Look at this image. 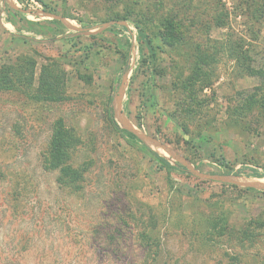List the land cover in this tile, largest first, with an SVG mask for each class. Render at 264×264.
<instances>
[{
	"label": "rangeland",
	"instance_id": "374dc122",
	"mask_svg": "<svg viewBox=\"0 0 264 264\" xmlns=\"http://www.w3.org/2000/svg\"><path fill=\"white\" fill-rule=\"evenodd\" d=\"M229 33L264 64V0H0V66L65 70L60 102L0 90V264H264V220L248 225L264 218V123L233 113L258 78L221 48ZM198 45L217 50L213 81L184 87ZM58 119L78 190L45 166Z\"/></svg>",
	"mask_w": 264,
	"mask_h": 264
},
{
	"label": "trees",
	"instance_id": "16d2710c",
	"mask_svg": "<svg viewBox=\"0 0 264 264\" xmlns=\"http://www.w3.org/2000/svg\"><path fill=\"white\" fill-rule=\"evenodd\" d=\"M217 26L224 25L223 20L216 21ZM124 28V26H121ZM147 49L153 54V46L146 34L141 33ZM168 40H178L175 31H171L164 36ZM226 42L221 44V48L229 55L240 67L242 74L256 76L258 84L251 90L240 96L239 104L233 108V113L237 117L250 113L255 110L260 121L264 123V64L253 66L252 59L248 54L241 38L236 34H227ZM216 51H209L199 45L192 51V63L185 78L181 79L184 87L189 84L193 86L200 84L201 88L212 84L213 67L212 63L216 60ZM36 61L33 58H24L22 63H11L0 66V90L19 91L29 99L35 102L55 103L65 99V70L55 60H50L41 64L39 73H35ZM239 94H243V91ZM108 119L111 121L114 129L128 141L141 142V140L131 131L118 126L111 107V99L107 108ZM184 134L182 127L179 126ZM142 143V142H141ZM74 144V136L68 130L62 119L54 121L51 136L49 139V148L45 158V166L57 171L56 181L60 186L68 187L72 190H78L83 179L82 170L72 165L70 162V148ZM145 147V146H143ZM146 148V147H145ZM150 155L157 159L162 167L168 172L170 168L185 171L183 166H172L163 156L154 150L147 148ZM239 171L234 172L238 175ZM264 176V175H263ZM261 216L253 217L248 225L262 224ZM264 226V223H263ZM243 231H247L243 229ZM219 234L223 230H218ZM146 237V236H142ZM149 239V238H148Z\"/></svg>",
	"mask_w": 264,
	"mask_h": 264
},
{
	"label": "water",
	"instance_id": "95a60500",
	"mask_svg": "<svg viewBox=\"0 0 264 264\" xmlns=\"http://www.w3.org/2000/svg\"><path fill=\"white\" fill-rule=\"evenodd\" d=\"M125 129H127V130L131 131V132H132V133H134V134H135L137 137H139V136H138V134H137V133H135V132H134V130H132L131 128H128V127H126Z\"/></svg>",
	"mask_w": 264,
	"mask_h": 264
}]
</instances>
